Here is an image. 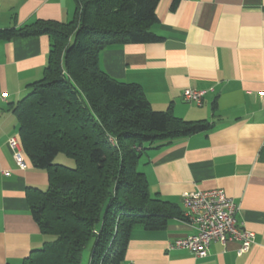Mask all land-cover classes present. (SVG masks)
I'll use <instances>...</instances> for the list:
<instances>
[{
  "label": "crops",
  "instance_id": "1",
  "mask_svg": "<svg viewBox=\"0 0 264 264\" xmlns=\"http://www.w3.org/2000/svg\"><path fill=\"white\" fill-rule=\"evenodd\" d=\"M75 12V0H0V29L69 23ZM156 15L152 31L163 41L113 45L100 67L139 84L155 111L211 128L147 145L138 169L151 197L183 215L162 230L135 226L123 264H264V0H183L175 8L160 0ZM51 45L47 34L0 39V96L7 94L0 98V264H23L49 240L31 209L33 191L47 190L49 175L26 155L21 170L8 142L20 138L15 108L43 78ZM187 89L205 92L200 105L184 98ZM211 190L232 199L239 224L255 233L248 253L239 254L236 242H212L205 257L171 248L196 233L183 194Z\"/></svg>",
  "mask_w": 264,
  "mask_h": 264
},
{
  "label": "trees",
  "instance_id": "2",
  "mask_svg": "<svg viewBox=\"0 0 264 264\" xmlns=\"http://www.w3.org/2000/svg\"><path fill=\"white\" fill-rule=\"evenodd\" d=\"M181 1L173 0V8ZM75 2L69 23L0 29V39H52L43 78L15 108L25 155L49 175L48 189L33 191L31 201L49 240L23 264H81L89 247V264H123L135 226L162 230L183 215L151 197L138 169L147 145H169L211 128L155 111L139 84L113 79L100 67V54L113 45L164 40L152 31L160 0ZM59 154L74 167L56 164Z\"/></svg>",
  "mask_w": 264,
  "mask_h": 264
},
{
  "label": "built area",
  "instance_id": "3",
  "mask_svg": "<svg viewBox=\"0 0 264 264\" xmlns=\"http://www.w3.org/2000/svg\"><path fill=\"white\" fill-rule=\"evenodd\" d=\"M184 98L200 105L205 92L187 89ZM3 100L7 94L0 96ZM14 160L21 170L28 168L25 153L20 138L12 137L9 142ZM187 209V218L196 229L194 235L178 239L172 249H185L196 256L205 257L212 242H236L239 244V254L248 253L255 244V233L244 229L237 220L238 205L222 190H211L183 194Z\"/></svg>",
  "mask_w": 264,
  "mask_h": 264
},
{
  "label": "rangeland",
  "instance_id": "4",
  "mask_svg": "<svg viewBox=\"0 0 264 264\" xmlns=\"http://www.w3.org/2000/svg\"><path fill=\"white\" fill-rule=\"evenodd\" d=\"M55 163L56 164L66 165V166H69V167H74V161L72 159L66 157L63 154H59L56 157ZM91 252H92V248L89 247L83 254V258H82V263L81 264H89L90 257H91Z\"/></svg>",
  "mask_w": 264,
  "mask_h": 264
}]
</instances>
